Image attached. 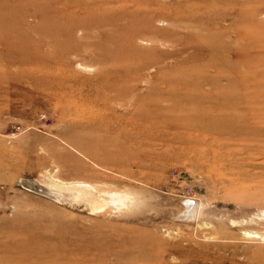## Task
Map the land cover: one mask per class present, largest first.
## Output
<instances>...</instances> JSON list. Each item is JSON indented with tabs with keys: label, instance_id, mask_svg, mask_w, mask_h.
<instances>
[{
	"label": "rangeland",
	"instance_id": "1",
	"mask_svg": "<svg viewBox=\"0 0 264 264\" xmlns=\"http://www.w3.org/2000/svg\"><path fill=\"white\" fill-rule=\"evenodd\" d=\"M0 264H264V0H0Z\"/></svg>",
	"mask_w": 264,
	"mask_h": 264
},
{
	"label": "bare ground",
	"instance_id": "2",
	"mask_svg": "<svg viewBox=\"0 0 264 264\" xmlns=\"http://www.w3.org/2000/svg\"><path fill=\"white\" fill-rule=\"evenodd\" d=\"M211 96V95H210ZM215 98V97H214ZM209 110H205V112H206V114H207V112H208ZM212 111H214V110H212ZM210 113V112H209ZM208 113V114H209ZM211 114V113H210ZM210 116V115H209ZM209 116H207V117H209ZM212 116V115H211ZM231 118V117H230ZM207 119V118H206ZM209 119V118H208ZM227 120H228V118H227ZM212 121V120H211ZM215 123H214V125L216 124V122H217V120L215 121V120H213ZM220 121V120H219ZM232 121V120H231ZM231 121L230 122H228V121H226V124H227V126H229V127H233V124L231 123ZM201 122V121H200ZM205 122H206V120H205ZM234 122V121H233ZM207 123V122H206ZM218 123V122H217ZM195 124V123H194ZM201 124V123H200ZM236 124V123H235ZM196 125H197V123H196ZM203 125V124H202ZM210 125V124H209ZM226 126V125H225ZM213 128V127H212ZM210 129H211V127H210ZM116 194V193H115ZM110 195H112L113 196V194L111 193ZM118 195V194H117ZM114 197H116V196H114ZM119 198V197H118ZM115 199V198H114ZM120 199V198H119ZM118 199V200H119ZM117 199H115L114 200V203H115V201H118ZM187 205V211L189 212V208L191 207V203H187L186 204ZM188 205H189V207H188Z\"/></svg>",
	"mask_w": 264,
	"mask_h": 264
}]
</instances>
